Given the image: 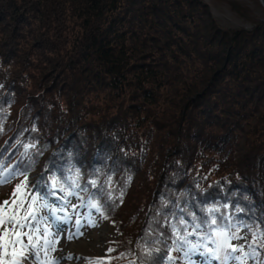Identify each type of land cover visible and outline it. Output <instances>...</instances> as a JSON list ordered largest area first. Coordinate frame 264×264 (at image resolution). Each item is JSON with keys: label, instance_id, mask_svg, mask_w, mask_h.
<instances>
[{"label": "trees", "instance_id": "obj_1", "mask_svg": "<svg viewBox=\"0 0 264 264\" xmlns=\"http://www.w3.org/2000/svg\"><path fill=\"white\" fill-rule=\"evenodd\" d=\"M9 2H0L4 171L27 170L30 189L46 197L51 176L78 172L80 188L67 196L78 219L102 222L106 210L117 228L106 262L185 261L186 248L169 253L174 229L203 223L188 237L196 242L213 218L237 235L242 226L252 243L264 233V22L220 27L201 0Z\"/></svg>", "mask_w": 264, "mask_h": 264}, {"label": "snow or ice", "instance_id": "obj_2", "mask_svg": "<svg viewBox=\"0 0 264 264\" xmlns=\"http://www.w3.org/2000/svg\"><path fill=\"white\" fill-rule=\"evenodd\" d=\"M26 172L27 170L18 171L16 166L4 171L3 166L0 165V185L8 183L18 175H24V180L18 183L13 190L12 196L18 198L12 201L11 207L5 211V206L9 205V201L5 200L0 203V264H26V261L30 258L34 259L37 264H59L57 259L48 258L49 249L55 251L52 247V241L49 239L52 233L49 232L48 227H45L42 232L38 227L37 213L40 207H48L47 203L44 202L47 197L40 194L38 185L32 186L30 189ZM79 178L78 172L75 175L63 178V180L53 175L50 177V188L63 192L65 197L76 195L75 189L80 188ZM91 183L95 186L96 181H91ZM45 187H49V185H45ZM50 194L55 196L56 192L52 191ZM120 195L122 197L123 192ZM25 204H27L26 209H24ZM90 206L100 211L101 206L98 203L92 202ZM210 211L214 212L216 209ZM50 215L53 217L52 226L57 227V230H59L55 213L50 212ZM40 220H43V218H40ZM183 223L185 221L181 220V224ZM203 227V223H196L193 226L194 230L185 232L184 235L174 229L176 240L173 243L176 244V248L170 249L169 253L173 250L179 252L186 248L184 258L188 260V264H194L191 257L195 255L205 258L202 264H208L210 260L220 261V264H229L230 261L246 264L248 259L255 260L258 256L254 245L259 244L264 247V233L260 236L253 234V243L248 245L251 251H246L244 245H232L231 240L242 239V237L235 232H230L228 230L231 227L230 225L223 227L217 225L216 218H213L208 225L210 231L206 235L201 236L196 242L188 239L189 236L197 235V230ZM24 229H27V231H24ZM25 237L27 243L24 241ZM41 241L43 242L41 243ZM209 245H214V247ZM111 251L113 250L109 249V252ZM237 252L241 254L235 255ZM41 253L44 254V259H41ZM145 254L150 256L151 251L146 249ZM68 259H71V256ZM175 259L176 257L169 254L167 264H173ZM90 264H99V262H90Z\"/></svg>", "mask_w": 264, "mask_h": 264}, {"label": "rangeland", "instance_id": "obj_3", "mask_svg": "<svg viewBox=\"0 0 264 264\" xmlns=\"http://www.w3.org/2000/svg\"><path fill=\"white\" fill-rule=\"evenodd\" d=\"M11 0H0V2L8 3ZM205 5L208 6L210 13L215 19L216 23L223 28L229 29H250L254 23L264 22V11L258 4L257 0H201ZM16 2V1H15ZM20 2V1H19ZM10 3V2H9ZM230 3H235V8H231ZM16 4V3H15ZM146 4V3H145ZM185 7V6H184ZM148 19L150 17L147 16ZM151 20V19H150ZM137 25V20L135 21ZM149 23V22H148ZM142 25V23H141ZM143 31L146 33L150 31L147 24H143ZM149 29V30H148ZM144 33V32H143ZM156 54V53H155ZM138 95V94H137ZM260 109H262L259 106ZM258 108V110H259ZM264 109V107H263ZM142 112H140L141 114ZM258 113V111H257ZM214 128L211 129L213 131ZM152 150L148 149L145 152L144 157L141 158L136 168H139V171H136L134 175H132L131 184H135L134 189H130L129 194L123 204L121 205V210L123 211L122 215L126 210H129L130 204L126 205L127 202H130L129 197L130 194L137 191L136 185L143 178L144 171L147 168V163L152 158ZM117 176L119 174H114V179L111 178V187L114 190L115 201L120 198L119 186L116 184ZM18 179V178H17ZM16 179V180H17ZM123 180V178H121ZM23 181V177H20L17 182H10L5 186H0V203L6 200L7 194L12 191V187L14 183V187ZM58 203L50 204L52 209H57ZM64 206V205H63ZM64 212V210H63ZM103 215V216H102ZM101 215L100 224L92 225L88 229H84L79 236L74 235L71 236L69 231L66 233L65 229L61 227L60 231L50 232L52 235L49 237L52 241V247L55 249L53 251L51 248L48 251V258H56L59 259V264H88L87 260L90 258L93 262H99V264H140L134 258L126 257L124 262L117 263L116 258H110L108 262L105 261V258L112 252H109L111 249V245L117 240V228L111 226V220L105 219L107 216V212H103ZM55 217H57L55 215ZM111 217V216H110ZM58 218V217H57ZM158 221L155 222L154 225H158ZM242 239H238L232 242V245H244L246 249V236L243 232H241ZM139 255H142V250H139ZM241 253L237 252L236 255H240ZM71 256V259L68 257ZM129 260V261H128ZM253 259H248L246 264H253ZM263 262H259L262 264ZM174 264V263H173ZM264 264V263H263Z\"/></svg>", "mask_w": 264, "mask_h": 264}, {"label": "water", "instance_id": "obj_4", "mask_svg": "<svg viewBox=\"0 0 264 264\" xmlns=\"http://www.w3.org/2000/svg\"><path fill=\"white\" fill-rule=\"evenodd\" d=\"M257 2L264 11V0H257Z\"/></svg>", "mask_w": 264, "mask_h": 264}, {"label": "bare ground", "instance_id": "obj_5", "mask_svg": "<svg viewBox=\"0 0 264 264\" xmlns=\"http://www.w3.org/2000/svg\"><path fill=\"white\" fill-rule=\"evenodd\" d=\"M57 218V217H56ZM138 257H136V259H137Z\"/></svg>", "mask_w": 264, "mask_h": 264}]
</instances>
